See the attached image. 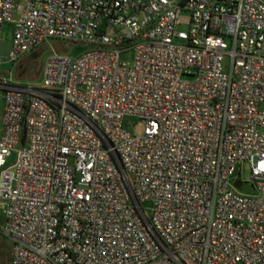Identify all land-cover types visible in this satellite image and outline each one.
<instances>
[{
    "label": "built area",
    "instance_id": "obj_1",
    "mask_svg": "<svg viewBox=\"0 0 264 264\" xmlns=\"http://www.w3.org/2000/svg\"><path fill=\"white\" fill-rule=\"evenodd\" d=\"M15 9L8 60L54 53L0 77L11 264H264V0H0V39Z\"/></svg>",
    "mask_w": 264,
    "mask_h": 264
},
{
    "label": "rangeland",
    "instance_id": "obj_2",
    "mask_svg": "<svg viewBox=\"0 0 264 264\" xmlns=\"http://www.w3.org/2000/svg\"><path fill=\"white\" fill-rule=\"evenodd\" d=\"M21 16V10L15 9L13 11L12 18L8 19L3 23L1 30V39H0V56L2 57V61L0 62V77L9 80L10 82H19L20 84H39L43 79V71L44 67L50 58V56L54 53L51 42L44 44L42 46L43 52L38 56V61L40 63L39 68V77L37 78H29L26 77L22 80H18L14 76L15 66L12 61L8 60L12 49V41L14 36L15 24L14 20H17ZM188 19V12H184L181 17V24L178 26L179 30L187 29V25L185 24ZM178 41V39H176ZM69 45L66 43V49ZM71 53L77 54L83 48L80 45L71 44ZM60 53H66V51H60ZM134 58V52L129 51L127 53L122 54L121 60L124 63H132ZM226 65L229 64V58L226 57L225 60ZM5 101L2 94H0V135L3 128V113H4ZM124 128L127 129L133 135H140L144 129V123L139 119H135L133 117H127L124 120ZM15 153L12 157L9 158V162H12L15 158ZM251 176V166L249 162H243L238 164L237 169L235 171L234 177H239L241 181H243V185L238 188V191L244 194H248L253 196L257 193V190L250 182ZM147 207H151V202H147L145 204ZM148 216H150V210L147 211ZM0 264H11L12 262V250H13V241L9 238L4 232V212H3V204L0 201Z\"/></svg>",
    "mask_w": 264,
    "mask_h": 264
},
{
    "label": "flooded vegetation",
    "instance_id": "obj_3",
    "mask_svg": "<svg viewBox=\"0 0 264 264\" xmlns=\"http://www.w3.org/2000/svg\"><path fill=\"white\" fill-rule=\"evenodd\" d=\"M42 52L43 48L40 47L22 56L17 61L12 62L15 66L14 76L20 77L27 74L28 76H35L34 78L39 77L38 71L40 68V63L38 61V56H40Z\"/></svg>",
    "mask_w": 264,
    "mask_h": 264
},
{
    "label": "water",
    "instance_id": "obj_4",
    "mask_svg": "<svg viewBox=\"0 0 264 264\" xmlns=\"http://www.w3.org/2000/svg\"><path fill=\"white\" fill-rule=\"evenodd\" d=\"M54 47H55L58 51H61V50L63 49V45H62V44H55ZM26 77H29V78L33 79L35 76H33V75L28 76L27 74H25V75L20 76V77H17V76H16L15 78L18 79V80H22V79H24V78H26ZM235 186H236V187H240V186H241V180H236V182H235Z\"/></svg>",
    "mask_w": 264,
    "mask_h": 264
},
{
    "label": "trees",
    "instance_id": "obj_5",
    "mask_svg": "<svg viewBox=\"0 0 264 264\" xmlns=\"http://www.w3.org/2000/svg\"><path fill=\"white\" fill-rule=\"evenodd\" d=\"M1 215V214H0Z\"/></svg>",
    "mask_w": 264,
    "mask_h": 264
}]
</instances>
